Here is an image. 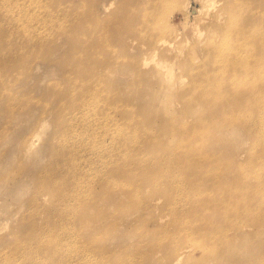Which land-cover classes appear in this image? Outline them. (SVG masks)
<instances>
[{
    "label": "rangeland",
    "instance_id": "obj_1",
    "mask_svg": "<svg viewBox=\"0 0 264 264\" xmlns=\"http://www.w3.org/2000/svg\"><path fill=\"white\" fill-rule=\"evenodd\" d=\"M158 1L160 6L157 8ZM248 1L253 3L251 9L250 5L239 8ZM211 2H214L211 7L207 0L21 2V6L30 8L29 19L42 36L35 35V53L32 54L26 48L22 49L25 41L18 37L14 38L12 48L6 47L7 42L1 47L5 51L3 56L17 55V62L9 61V75L12 72L18 74L21 87L15 92L8 85L0 87L4 91L3 100H0V264H123L126 261L122 258L139 255H146L144 264H175L180 255L178 264H211L208 258L201 259L203 252L197 243L202 241L201 231L219 229L220 225L230 231L227 242L220 240L210 248L221 255L220 264H264V229L260 227L264 212L258 213L260 200L264 197V161L254 165L250 162L252 153L261 152L262 147L256 150L255 143L260 132L256 129L252 133V124H239L235 110L236 100L245 91V86H238L240 77L233 78L237 82L231 89L214 87L207 92L215 95L213 100L206 101L201 93L191 88L192 79L187 73L197 69L189 62L191 56L200 52L206 54L212 40L219 44L223 36L219 31L209 28L212 32L208 37L210 31L204 30L209 23L224 26L225 15L228 22L233 19L232 26L242 30L239 38L244 39L250 49L262 50L264 0ZM229 3L237 6L232 14L222 11ZM11 5L7 3L4 9L0 7V39L15 34L12 27L16 25L13 29H19L18 24L22 22L12 21L14 12L11 10L18 9V5H13L14 9ZM23 7L18 10L25 11ZM190 10L203 12L201 22ZM6 15L11 21L5 18ZM150 15L153 21L149 20ZM24 16L22 13L19 17ZM196 26L204 31V37H198L194 30ZM74 27L80 33V39L74 36ZM259 37L261 40L257 43ZM83 58L88 63H82ZM169 68L172 70L170 76ZM73 69L83 77L90 74L94 77L102 71V85L105 86L102 90L115 91L119 99L125 100L126 110L135 105L141 108L138 115L143 117L139 121L149 129L147 132L150 129L159 131L162 136L151 146H144L134 132L125 131L129 112L126 115L118 112L112 118L113 111L103 108L101 98L93 106L89 101L85 115L72 127L73 143L81 142L86 147L66 151L65 160L70 171L65 176V191L69 196L65 206L56 208L55 205L58 211H52L54 205L50 197L40 193L37 172L50 162L55 149L52 142L59 139L60 127L72 121V117L59 114L60 98L50 102L52 107L47 111L41 103L29 107L23 105L21 113L19 109L11 112L9 107L17 105L24 91L31 89L33 94L35 90V97L49 104L44 96L52 98L61 90L65 93L69 85L64 75ZM255 70L251 66L246 74L252 77ZM245 79L241 77L240 80ZM201 81L198 82L201 84ZM202 84L208 85V81L203 80ZM260 84L264 88V79H260ZM186 93L190 100L183 102L181 97ZM188 106H194V112L187 110ZM248 112H254L251 104H248ZM208 117L210 122L201 127L204 131L191 127L195 123L200 126ZM232 119L237 120L233 130L225 124L226 121L234 122ZM10 120H13L12 124L7 125ZM160 120L163 123H159ZM147 132V137L157 136ZM180 132L189 142L183 144L191 146L189 151L175 153L176 158L181 155V167L187 169L188 176H201L203 183L213 184L208 187L211 191L205 198L195 200L197 211L204 213L194 226L200 231L197 235L191 231L190 223L182 220L173 223L172 210L165 206L166 201L154 199L149 204L151 214L127 202L128 192L132 189L142 195L151 190L144 187L152 177L146 170H139L134 164L127 166L124 174H116L114 182L118 186L113 192L106 193L101 186L113 169L129 160L166 157L168 154L161 146L178 141ZM35 133H38L37 137L31 139ZM128 133L134 151H126ZM256 168L263 172L258 174L260 179L249 174ZM222 194L226 195L225 201L220 199ZM206 201L210 205H206ZM222 203L233 211L239 207L245 209L218 213L209 208L222 206ZM86 204H89L87 208ZM190 206L194 207L193 204ZM62 209H65V216H60ZM237 223L240 227L234 229ZM209 226L210 229L202 228ZM163 229L166 230L161 231ZM159 237L180 241L172 263L167 261V248L148 251ZM194 243L196 245L192 246ZM188 247H191L190 251H187Z\"/></svg>",
    "mask_w": 264,
    "mask_h": 264
},
{
    "label": "bare ground",
    "instance_id": "obj_2",
    "mask_svg": "<svg viewBox=\"0 0 264 264\" xmlns=\"http://www.w3.org/2000/svg\"><path fill=\"white\" fill-rule=\"evenodd\" d=\"M8 1L0 0L1 9H4V5L7 3H11L12 8L13 5H15L16 7L18 5L17 8L20 10L23 7L21 6V2L23 0H8ZM32 1L37 2L39 0H32ZM211 1L213 0H207L208 5L210 7L213 6L214 4V2ZM249 5L251 9V5L253 6V3L250 1L244 3L239 8H244ZM159 6H160V2L158 1L157 8ZM235 8H237V6L234 3H229V5L224 7L222 11L223 12L228 11L229 13L232 14ZM18 9L15 8V10H11V11L14 12V17L12 18V21L15 20L14 23L16 21L17 22L22 21L20 24H18L19 22L18 23L16 22V24L19 25V29H17L18 27H16V29H13V27L15 28L16 25L15 26L12 25L13 27L11 31L13 32L14 30H16L14 32L15 34H11L6 38L0 39V87L2 85H8L9 87H11V91L14 90V92L15 90L17 91L18 87H21V85H19L21 83V79H19L20 76L18 74H14V72L10 73L9 75V70H10L9 61L10 62L13 61L12 64L17 62L15 61L17 55L11 56L10 58L5 57L3 56L5 51L1 49V47L4 45V42H7L6 47L12 48L13 44H15L14 38L18 37L19 39L25 41L22 49L26 48L29 54H32L35 53V50H33L36 44V41H34V39H36L35 35L42 36V33L39 30L33 28V26H35L34 22L29 19L30 8L23 7V9H25V11L23 10V12L19 11ZM189 12L192 13L195 19L201 22V19L203 18L202 11L190 10ZM22 13H24L25 16L20 18L19 16H22ZM148 17L150 21H153L152 15ZM5 18L8 19L9 18L8 15H6ZM225 18H226V24H224V26L219 24L213 25V23L207 24V27L204 30L205 32L209 28L210 29L214 28L215 30L220 32L221 36L222 35L223 36L219 41L218 45H216V42L213 40L208 44V47L206 48V54H201L200 50H197L196 52H200V53L190 57L189 62L195 64V66H197V69L194 72H189L188 70L187 73L192 79L191 88L201 93L202 97L205 98L206 101L213 100V96L215 95H213L212 93L207 94V92L210 89H213L214 87H216L217 90L220 88L226 90L227 88L231 89L233 87V84L236 83L237 81L241 82L238 84V86L240 87L245 86V91L236 100L237 106L235 110L237 111L236 115L239 124L241 125L252 124L253 126L250 128L251 132L253 133L256 129H258L260 132V135L258 136V139L255 141V143H256V150H259L262 147L261 150H259L261 152L252 153L250 158L251 164L254 165L260 163L261 161H264V88H261V84H260V79H264V43L262 44L263 47L262 50H256L257 48L250 49L245 43V40L239 38V32H242V30L232 26L233 24L232 18L229 20V22L227 21L226 15ZM9 20L11 21L10 18ZM27 20H30V22L25 23ZM233 28H235L236 30H232ZM73 30L75 32L74 36L76 37V39H80V33L76 32V27H74ZM194 30L198 32V37H204V31L201 32L198 26H196ZM208 31H210L209 34L207 35L209 37L212 31L211 30ZM26 36H28V38H26ZM260 40L261 38L259 37L257 43ZM33 41L35 42V44L33 43ZM80 58L82 59V57ZM84 60L86 59L83 58L82 63L85 64L88 63ZM90 60L92 61L91 58ZM147 64L148 63H144V65ZM158 65L160 67H165L163 63H158ZM251 66L253 68H256L254 75L252 77L246 74L247 69ZM169 70L170 71L168 72V76H170L172 73L171 72L172 70L170 68ZM65 73L66 74L64 75V80H67V84L69 85V87L67 88L65 93H63L62 90L58 91L61 93L57 94L56 96L53 95L52 98L44 94L45 100L46 102H49V104L43 103L39 98L35 97L34 96L35 90L33 89L34 92L33 94L31 92L32 91L31 89L30 91L29 90L24 91L25 93L21 96L20 99H18L17 105H13V107H9V110H11V112H16L19 109V113H21L24 106L29 107L30 105L41 103L43 104V108H45V111H47V109L51 106L50 102H53V100H56V98H60L62 102L60 107L57 108L59 114L63 115L62 117L66 115H71L72 117V121L68 123H64L62 125V128L60 127L59 132L61 136L59 137V139L55 138L54 141L52 142L53 145H55V149H53L50 162H48V165L46 167H44L43 169L37 172V177L39 179V184H40V193L50 197V201L54 205V209L52 211H58L56 209L57 207L65 206V202L69 196V194L65 191L66 188L65 176L66 173L70 171V167L68 166L65 160L66 151H73V148H77V147H81V148L86 147L83 146L84 144H82L81 142L73 143L72 140L75 134L72 130V127L77 122H79L81 118H83V116L85 115L86 113L85 110L87 108V104L89 101L92 103L93 106L96 102H98V99L101 98L103 108L111 109V111H113L112 118H114V115L117 114L118 112L119 113L123 112L125 115L129 112L130 116H128V124L125 128V131L134 132L135 135L138 136L140 140L142 139V142L145 144L144 146H151V144L155 142L154 141L155 139H161L162 136V134H159L160 133L159 131L157 132L151 131L150 129V131L147 132L149 129L146 128L145 124L142 125V123L139 121L141 119L140 117H143V116L139 117L138 115V113L141 114V112L139 111V109L141 108H138L135 105L131 110H126L125 107L127 105L124 103L125 100L119 99L115 91L111 92L108 91L106 88L102 90V87H105L102 85V82L104 80V74L102 73V71L98 73L99 76L96 75L94 77L92 76V74H90L91 76L83 77L79 72H77L76 69H73L72 72L66 71ZM238 77H240V79L241 77H246V79L244 81H241L240 79L234 81L233 78L237 79ZM8 80L9 82H7ZM199 80L202 81L207 80L208 85L202 84V81L200 84L198 82ZM230 81H234V82L228 84ZM1 89H0V100H3L4 91ZM69 95L72 96L70 100L67 103H65ZM188 96H189L188 93L184 94L181 97L182 101L186 102V100H188ZM248 104H251L253 106L254 112L252 114H249L248 112ZM21 105L24 106L21 107ZM17 106L18 107L20 106V108L16 109ZM193 107L194 106H188L187 110H190V112L192 111L194 112ZM198 113L200 115V111ZM74 119H76V121H74ZM232 120L234 122H232L231 124L228 123L227 121L225 122V124H229L227 127L231 130L234 129V123L237 122V120L234 119ZM12 121L13 120L8 121L9 123H7V125L12 124ZM209 122H210V117H208L205 120H202L200 126L197 127L196 126L197 123H195L191 127L194 126V128L196 129L199 128V130L204 131V128L201 129L202 125ZM159 123H163L162 120H160ZM146 132L157 134V136L152 135L150 137H147L145 135ZM190 133L191 131H189V134ZM178 134L181 135L182 133L180 132ZM37 135L38 133H35L34 135L31 136V139L36 138ZM129 136L131 138L130 133H128L127 140L125 143V145L127 146L126 151H134L132 148L133 143L130 141ZM95 139H97V135H95ZM177 140L178 141L176 142L169 141V143L161 146L164 149V151H166V153L168 154L166 157L162 159H155L154 157H150V159L148 158V160H144V159L135 160V161L129 160L123 165H118L115 169L111 171V174L108 177V179L105 178L103 180L101 186L106 189V193L113 192L112 190L116 189L118 186V184L114 182L115 178L117 177L116 174H124L125 169H127V166L134 164L137 166L139 170H143V171L146 170L147 173H151L152 177L149 182L145 183L144 187H148L151 190L144 192L142 195L140 191L131 188L132 189V190L130 189L131 192H128L127 202H130V204L134 208L137 207L138 209H142L144 212H148L149 214H151L150 207L152 206L149 204L153 203L154 199L155 200L161 199L163 202L166 201L165 206L171 207L172 210V217L174 218L173 223H176L179 220L190 223L191 225L189 224V226H193L191 228V231L194 233V235H197L200 231L194 228V226L198 225L199 218L202 216L201 214L204 213H200L199 211H197V204L195 200L197 198L199 199V197L205 198V195L209 193V191H211L210 189H208V187H210L213 184H210V182L203 183L201 176L198 178L193 176H188L187 169L181 167L182 166L181 155L176 158L175 153L177 151H189L191 146H187V144H189L188 139L183 138L182 135L179 136ZM29 142L31 143L30 139L28 140V144H27L28 146H29ZM184 142H186L187 144L186 145L183 144ZM197 159H199V157H197ZM200 159L203 160L202 158ZM211 161L214 160L212 159ZM16 169L17 171L19 170V168ZM200 169H202L201 166ZM260 169L261 168H256V170L250 171L249 174L251 176H254L255 178L260 179L258 174H263V172L260 171ZM35 175L33 176L35 177ZM225 185L223 187H225ZM220 199L225 201L226 195L222 194V198ZM87 202L89 203V201ZM206 202H207L206 205L209 204L208 201ZM83 204H85V202H83ZM192 204L194 205L193 208H191L190 206ZM88 205L89 204H86L84 206L87 208ZM154 207L156 208L157 205L155 204ZM209 208L210 210H214L218 213L221 212L234 213L245 209L239 207L237 211H233L227 208L226 203H222V206L219 207L212 206ZM222 208L225 211L221 210ZM262 212H264V197L262 198V200H260L259 208H258V213L262 214ZM162 214H165V209H162ZM60 216H65V209H62ZM261 223L262 224L260 225V227L264 229L263 219L261 220ZM115 225H118V222H116ZM239 227H240L239 223L233 226L234 229ZM202 228L210 229L211 226L202 227ZM164 230L166 229H163L161 231ZM179 230L180 229L176 231L179 232ZM229 232H230L229 229L222 225L219 226V229L201 231L202 236L200 238L202 241L200 243H197L198 249L203 252V254H201V259L208 258L211 261V264H220L221 255L215 249H210V248H213V246H215L220 240L221 241L225 240V242H227ZM171 237H164V238L159 237L158 242L155 243L154 245H151L152 247L151 249H148V251L150 250V252H156L161 247L167 248L168 251L167 261L168 263H172V261L177 255L178 248L176 249V247L178 246V243L180 241H178L177 239H170ZM167 240L170 241L166 242ZM194 245H196V243L192 244V246ZM191 247H188L187 251H190ZM180 258L181 255L176 259L175 264H178ZM121 260L126 261L123 264H144V262L146 261V255H139L138 257H133V258L124 257ZM151 260L154 261L155 258L152 257Z\"/></svg>",
    "mask_w": 264,
    "mask_h": 264
}]
</instances>
